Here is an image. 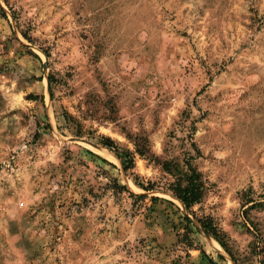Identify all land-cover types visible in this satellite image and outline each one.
<instances>
[{"label":"rangeland","instance_id":"obj_1","mask_svg":"<svg viewBox=\"0 0 264 264\" xmlns=\"http://www.w3.org/2000/svg\"><path fill=\"white\" fill-rule=\"evenodd\" d=\"M0 264H264V0H0Z\"/></svg>","mask_w":264,"mask_h":264},{"label":"trees","instance_id":"obj_2","mask_svg":"<svg viewBox=\"0 0 264 264\" xmlns=\"http://www.w3.org/2000/svg\"><path fill=\"white\" fill-rule=\"evenodd\" d=\"M106 142H108V146H112V141L110 139H106ZM120 156V155H119ZM122 165L124 170L128 171L131 168V165H133L134 161L130 158V155L126 154L124 156H120ZM186 171L182 172V175L180 177H176V182L172 185L170 188V191L177 197L182 204L186 207L187 210H190L193 206L196 204H199L203 198L204 192H203V184L201 181V175L200 173L192 167V165L188 162L185 163ZM164 170L172 175V171L169 167V164H164ZM139 187L143 188L146 191L153 190V187L151 184H149L147 187L144 185L139 184ZM121 188H125L122 187ZM126 190V188H125ZM133 198L136 199H142L143 197L140 195H134L130 191H127ZM158 198H154L153 200H157ZM188 221V225L190 224V221L186 218ZM202 224L203 229L211 234L216 241L230 254L232 259L237 262L233 254L228 249L227 243L222 239L220 235V231L218 227L215 226L214 221L212 218H206L204 220L200 221ZM187 230H189V226H187ZM191 244V243H190ZM193 246V245H192Z\"/></svg>","mask_w":264,"mask_h":264}]
</instances>
